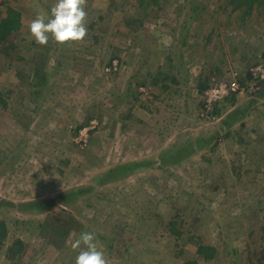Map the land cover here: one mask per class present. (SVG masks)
Returning a JSON list of instances; mask_svg holds the SVG:
<instances>
[{"label":"rangeland","instance_id":"rangeland-1","mask_svg":"<svg viewBox=\"0 0 264 264\" xmlns=\"http://www.w3.org/2000/svg\"><path fill=\"white\" fill-rule=\"evenodd\" d=\"M1 1L21 27L7 55L0 45V264H75L82 232L108 264H262L263 6L85 0V38L41 45L29 24L55 0ZM235 70L248 77L224 101ZM171 149L182 151L175 162ZM198 238L216 246L212 260L197 257Z\"/></svg>","mask_w":264,"mask_h":264},{"label":"trees","instance_id":"trees-1","mask_svg":"<svg viewBox=\"0 0 264 264\" xmlns=\"http://www.w3.org/2000/svg\"><path fill=\"white\" fill-rule=\"evenodd\" d=\"M234 1V11L236 9H239V8H245V10L243 11L245 14L246 13H249L251 12L252 8L255 6V2L257 4V8L258 7H262V12L264 14V0H233ZM149 2H154V0H141V4L144 5H148ZM5 2L4 1H1L0 2V45L2 47V52L5 53V55H7V47H14L15 44L14 43H11V35L13 33H17L21 27V17H20V12L17 11L16 9H14L13 7L7 5V4H4ZM1 5H3L1 7ZM10 39V40H9ZM9 40V41H8ZM8 42V44H7ZM111 60L108 62V64H110ZM34 77H37V82L35 83V85H39L41 86V90H43L44 86L47 84V77H46V71H44L43 69H39V67H35L34 68ZM248 75V73H247ZM242 76L240 74V72L238 71H234V80L237 82L238 84V88H240L242 86V84L245 82L244 78H247L248 76ZM158 78V77H156ZM169 79L172 81V82H176V80L174 79L173 76H170ZM158 79H155L154 77V81H156ZM200 86V91H202L204 88L207 87V83L206 82H202L199 84ZM164 87H167L166 84H164ZM40 89H37L36 91L32 92L34 93L36 96L40 93ZM236 93L234 91V93L230 94L229 96L225 97L224 98V101H230V100H233L235 99V96ZM6 102L5 100L3 99V96H1L0 94V106L1 105H5ZM202 105V104H201ZM205 109V108H204ZM210 112H212L213 114H220V109L217 105H214V108L210 110ZM88 119L90 118L89 116L87 117ZM87 119V120H88ZM87 120L84 121L83 123H79L78 125H75L74 126V130L79 132L81 127L83 126V124H87ZM90 129H88L89 131ZM176 149H171L169 154L171 155V159L175 162L176 161V158H180L181 157V154H182V151H175ZM172 152V153H171ZM162 155V160L165 159L164 158V154L161 153ZM185 155V153H183ZM143 160V159H142ZM142 160H135L134 162H131L132 163V166H131V169H139V168H142ZM145 160H148L149 159H145ZM144 160V161H145ZM121 167H125L124 165H120V166H117V169H121ZM114 173V170H110L108 169L107 171H105V173H103V178H106L108 176H110L111 174L113 175ZM101 174V173H100ZM80 187L78 188H74L73 190H69V194H73V193H80ZM73 192V193H72ZM65 197L66 195H62V197ZM73 196V195H72ZM63 200V198L61 199ZM65 202H69L66 198L64 199ZM63 200V201H64ZM53 200L50 199L49 202H52ZM167 225L169 227V230L172 234H175V235H180L182 234V231H180L178 229L180 223H178V221L174 218L172 220H169L167 222ZM264 229V226L262 227ZM64 228L62 230H60L58 232V236L61 234V233H65L64 232ZM5 234V224L3 221L0 222V240L1 238L4 236ZM61 237V236H60ZM63 237V235H62ZM195 237V236H194ZM197 238V236H196ZM195 242V253L197 255V257L199 259H201L202 261H209V260H212L216 254L218 253V250L216 248L215 245H212V244H209V243H203L202 241L199 240V238L197 240L194 241ZM21 240L20 239H16L9 247H7V254L9 256H14L15 253L19 250V248L21 247ZM261 255H260V258L259 260L262 261V264H264V243H263V247L261 248ZM17 255V254H16ZM182 264H198V259L197 258H192V257H186L184 258V261L182 262Z\"/></svg>","mask_w":264,"mask_h":264},{"label":"clouds","instance_id":"clouds-1","mask_svg":"<svg viewBox=\"0 0 264 264\" xmlns=\"http://www.w3.org/2000/svg\"><path fill=\"white\" fill-rule=\"evenodd\" d=\"M85 0H55L54 6L46 15H36L29 24V33L41 45L51 38L58 44L77 42L88 32L84 7ZM81 244L84 247H80ZM79 248L75 264H108L105 251L98 247L93 232H82L73 243Z\"/></svg>","mask_w":264,"mask_h":264},{"label":"built area","instance_id":"built-area-1","mask_svg":"<svg viewBox=\"0 0 264 264\" xmlns=\"http://www.w3.org/2000/svg\"><path fill=\"white\" fill-rule=\"evenodd\" d=\"M238 87V84H237V82L234 80V82H231V90H236V88Z\"/></svg>","mask_w":264,"mask_h":264}]
</instances>
